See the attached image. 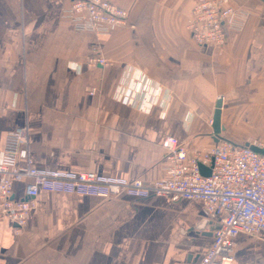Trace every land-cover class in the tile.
<instances>
[{
	"label": "crops",
	"instance_id": "0c3cea01",
	"mask_svg": "<svg viewBox=\"0 0 264 264\" xmlns=\"http://www.w3.org/2000/svg\"><path fill=\"white\" fill-rule=\"evenodd\" d=\"M71 1L0 0V152L27 129L21 170L152 183L167 177L166 138L195 153L264 140V0H230L248 20L222 49L191 37L199 0H108L130 16L107 35L65 20ZM213 225L196 201L41 192L21 235L0 222V264H198ZM233 264H264V233L238 236Z\"/></svg>",
	"mask_w": 264,
	"mask_h": 264
},
{
	"label": "built area",
	"instance_id": "2783aa9c",
	"mask_svg": "<svg viewBox=\"0 0 264 264\" xmlns=\"http://www.w3.org/2000/svg\"><path fill=\"white\" fill-rule=\"evenodd\" d=\"M129 12L108 0H72L63 18L83 32L107 35L127 26ZM248 14L230 0H199L191 14L189 31L192 39L204 49H222L229 33L241 32ZM101 55L89 59L92 68L105 67ZM95 94V90H90ZM28 145V130L20 129L6 136L0 152V222L7 221L16 236L25 230L31 211L41 192L114 199L127 195L138 200L164 197L172 202L182 200L203 204L208 218L220 229L198 264H233L236 239L241 234L264 233V156L247 146H237L218 138L208 152L195 153L176 138H166V179L146 183L96 175L91 172H61L34 168L21 170L18 157ZM264 150V141L252 144ZM211 170L203 176L200 167ZM16 183L24 185V198L15 197Z\"/></svg>",
	"mask_w": 264,
	"mask_h": 264
},
{
	"label": "water",
	"instance_id": "95a60500",
	"mask_svg": "<svg viewBox=\"0 0 264 264\" xmlns=\"http://www.w3.org/2000/svg\"><path fill=\"white\" fill-rule=\"evenodd\" d=\"M221 110H222V101L220 100L216 106V111H215V115H214V119H213V130L214 133L219 135L222 131V125H221ZM218 142V140H217ZM247 147H249L251 150H253L254 152L264 156V150L260 149L258 147H255L253 145H246ZM201 169V173L203 176H210L211 170L208 168H205L203 166L200 167ZM220 229V225H213L210 229V233L208 234L210 238H213L214 232Z\"/></svg>",
	"mask_w": 264,
	"mask_h": 264
},
{
	"label": "rangeland",
	"instance_id": "374dc122",
	"mask_svg": "<svg viewBox=\"0 0 264 264\" xmlns=\"http://www.w3.org/2000/svg\"><path fill=\"white\" fill-rule=\"evenodd\" d=\"M258 141H264L263 139H260V140H258Z\"/></svg>",
	"mask_w": 264,
	"mask_h": 264
}]
</instances>
